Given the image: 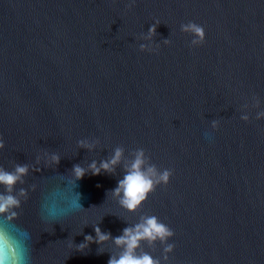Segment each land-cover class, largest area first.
Wrapping results in <instances>:
<instances>
[{"label": "water", "instance_id": "obj_1", "mask_svg": "<svg viewBox=\"0 0 264 264\" xmlns=\"http://www.w3.org/2000/svg\"><path fill=\"white\" fill-rule=\"evenodd\" d=\"M129 2L0 0V167L30 166L16 185L27 200L0 214L6 264H107L111 241L78 245L98 223L115 237L142 215L173 230L167 264H264V0ZM189 22L202 45L181 31ZM117 146L172 170L136 212L107 196L122 166L72 174ZM143 248L162 259L159 243Z\"/></svg>", "mask_w": 264, "mask_h": 264}, {"label": "clouds", "instance_id": "obj_2", "mask_svg": "<svg viewBox=\"0 0 264 264\" xmlns=\"http://www.w3.org/2000/svg\"><path fill=\"white\" fill-rule=\"evenodd\" d=\"M135 0H130L127 5L129 8L133 7ZM159 22L154 23L144 37L146 40H151L157 34V27ZM181 31L191 34V47L202 45L205 42V30L202 26L189 22L181 25ZM164 44H171L170 39L163 41ZM157 47H149L147 44H140L141 51H157ZM254 107H260L258 98H253ZM247 108V105H245ZM242 120H249L248 114H242ZM257 119L264 118V110L257 112ZM219 120H212L211 127L217 129ZM99 144V140L90 141L88 139H81L78 141L80 148H86L89 151L94 150ZM5 147L4 142L0 139V149ZM49 155V164L59 165L61 157L58 153H51ZM123 168V178L118 180L117 186L109 190L107 196L111 194L118 200L121 207L129 212H136L143 203L147 200L148 195L161 184L167 185L172 176V170H159L157 166L150 161V157L146 155L143 148H137L131 151L130 156L126 157L125 148L117 146L112 154L99 162L92 160L87 168L80 164L73 166L72 174L75 177V182L81 180L88 173L92 175H100L103 173L115 175L117 168ZM28 164H16L14 170L8 171L0 167V185L5 187V191L0 193V214H7L8 219L15 218L17 212L14 209L21 207V199L27 200L28 192L24 188L16 191V185L24 184L26 177L29 174ZM39 170V169H34ZM82 207V206H81ZM102 221V219H101ZM95 237L87 235L85 243L78 245L77 250L84 252L92 243L98 245L105 244L111 241L115 246L114 251L110 252V258L107 264H167L169 261V253H172L175 245L168 243L174 237V232L164 223L160 222L155 215H142L139 222L132 224L123 229L122 234L113 236L110 232L105 233L99 227V223L94 225ZM3 237L0 236V240ZM159 243L163 246L162 259L154 257L143 248L144 244L153 250ZM102 253V252H101ZM7 255L0 246V264H6Z\"/></svg>", "mask_w": 264, "mask_h": 264}]
</instances>
